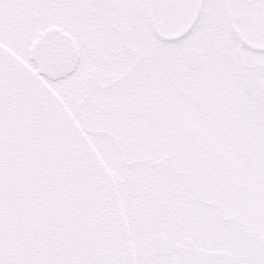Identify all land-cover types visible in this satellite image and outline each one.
<instances>
[{
  "label": "snow or ice",
  "instance_id": "6c2138e0",
  "mask_svg": "<svg viewBox=\"0 0 264 264\" xmlns=\"http://www.w3.org/2000/svg\"><path fill=\"white\" fill-rule=\"evenodd\" d=\"M0 264H264V0H0Z\"/></svg>",
  "mask_w": 264,
  "mask_h": 264
}]
</instances>
